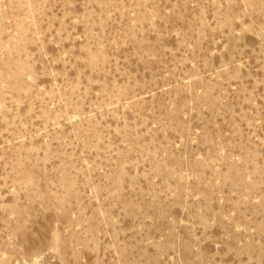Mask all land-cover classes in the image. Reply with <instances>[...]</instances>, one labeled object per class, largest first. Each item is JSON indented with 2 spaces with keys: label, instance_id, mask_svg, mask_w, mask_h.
<instances>
[{
  "label": "rangeland",
  "instance_id": "1",
  "mask_svg": "<svg viewBox=\"0 0 264 264\" xmlns=\"http://www.w3.org/2000/svg\"><path fill=\"white\" fill-rule=\"evenodd\" d=\"M0 264H264V0H0Z\"/></svg>",
  "mask_w": 264,
  "mask_h": 264
}]
</instances>
